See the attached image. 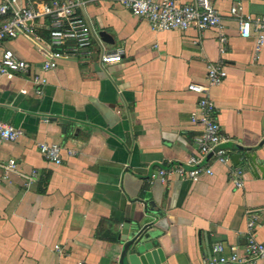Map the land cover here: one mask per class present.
<instances>
[{
  "label": "crops",
  "instance_id": "0c3cea01",
  "mask_svg": "<svg viewBox=\"0 0 264 264\" xmlns=\"http://www.w3.org/2000/svg\"><path fill=\"white\" fill-rule=\"evenodd\" d=\"M212 3L227 30L223 56L214 30L158 32L115 0H91L90 55L47 73L43 94L30 77L0 78V122L23 132L15 142L0 140V160L14 158L20 173L41 172L27 186L0 167V264H121L124 224L142 227L154 210L187 221L175 225L165 264H205L216 244L242 249L248 211L257 212L255 235L264 242V54L254 60V39L241 38L239 16L230 13L241 4L244 14L263 16L264 0ZM2 47L39 71L30 40ZM119 50L121 62L102 63V54ZM221 59L228 76L211 96L244 187L218 164L199 182L152 184L158 168L195 153L198 96L188 86L204 83L207 64ZM40 144L59 145L63 163L47 161Z\"/></svg>",
  "mask_w": 264,
  "mask_h": 264
},
{
  "label": "built area",
  "instance_id": "2783aa9c",
  "mask_svg": "<svg viewBox=\"0 0 264 264\" xmlns=\"http://www.w3.org/2000/svg\"><path fill=\"white\" fill-rule=\"evenodd\" d=\"M138 18L149 22L158 32L190 29L204 32L214 30L218 34L221 55L227 52L228 35L224 18L212 0H193L180 3L178 0H115ZM91 0H0V78L14 80L30 77L37 94H43L48 83L46 74L59 68L61 62L73 57L92 53L95 30L85 11ZM231 16H239V33L243 39H254V60L260 62L264 54V15L254 17L244 14L241 4L230 10ZM20 38L30 40L40 58V69L33 72L35 64L21 58L12 49L2 47L8 41ZM122 50L104 53V64L121 62ZM228 73L221 59L207 64L204 83H191L188 90L198 96L191 122L198 127L193 138L195 153L183 164L158 168L150 182L167 184L172 178L199 182L205 176H214V165L224 166L228 178L236 188L244 187V169L232 166V155L224 147L227 141L219 122V110L211 96V90L222 85ZM22 130L0 122V140L15 142ZM39 150L50 163L60 165L63 160L60 146L40 144ZM5 177L20 174L27 186L36 183L41 176L39 170L29 174L20 173L19 163L14 158L0 160ZM248 234L241 249L237 245L216 244L213 255L205 264H256L264 261V242L257 240L255 220L257 212L248 211ZM59 249V246L57 247Z\"/></svg>",
  "mask_w": 264,
  "mask_h": 264
},
{
  "label": "water",
  "instance_id": "95a60500",
  "mask_svg": "<svg viewBox=\"0 0 264 264\" xmlns=\"http://www.w3.org/2000/svg\"><path fill=\"white\" fill-rule=\"evenodd\" d=\"M149 219L142 227L132 226L129 221L124 224L122 239L126 244L121 264H165V253L171 251L168 243L177 233L175 225L187 223L159 210L152 211Z\"/></svg>",
  "mask_w": 264,
  "mask_h": 264
}]
</instances>
